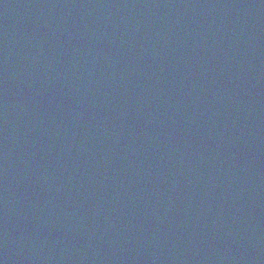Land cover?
<instances>
[{"label": "water", "instance_id": "water-1", "mask_svg": "<svg viewBox=\"0 0 264 264\" xmlns=\"http://www.w3.org/2000/svg\"><path fill=\"white\" fill-rule=\"evenodd\" d=\"M0 264H264V0H0Z\"/></svg>", "mask_w": 264, "mask_h": 264}]
</instances>
